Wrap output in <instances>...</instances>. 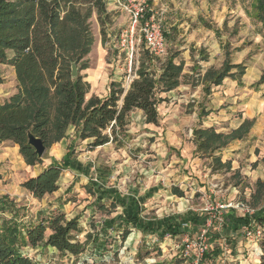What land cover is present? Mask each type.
Instances as JSON below:
<instances>
[{
    "label": "trees",
    "instance_id": "obj_1",
    "mask_svg": "<svg viewBox=\"0 0 264 264\" xmlns=\"http://www.w3.org/2000/svg\"><path fill=\"white\" fill-rule=\"evenodd\" d=\"M247 12L261 24L264 36V0H249ZM93 15L105 41L112 15L107 0H0V63L13 66L17 82L16 91L0 102V146L6 141L17 144L28 165L42 162L28 143V131L39 137L47 150L73 126L78 138L89 140V148H94L117 140L127 127L130 112L135 109L143 111L147 123L158 124L160 98L157 93L179 84L182 63L174 61L176 53L168 55L158 71L154 67L156 57L145 50L136 68V77L127 88H123L120 81H110L106 97L87 98L90 85L80 71L88 68L87 55L94 42ZM163 33L168 36L167 32ZM227 47L220 68H208L203 75L202 80L209 82L207 89L211 84H220L226 76L235 77L244 71L245 66L230 62ZM72 62L78 69L76 76L71 75ZM234 67L237 70L233 73ZM260 84L264 85V69L251 86ZM253 123L254 119H244L228 133L217 132L212 126L195 127L192 130L195 150L202 156H211L216 167L229 169L230 162L222 161L221 156L214 153L231 140L243 137ZM61 172L60 165L52 164L27 177L21 185L40 199L58 189ZM250 203L254 210L243 215V223L253 222L264 228V179H256ZM5 208L11 214L9 217L0 214V264H36L21 246H49L78 255L84 251L91 235L87 233L84 242L76 238L81 231L78 217L67 218L58 212L47 221L21 225L20 209L3 196L0 211ZM127 234L126 229L122 237ZM260 244L261 264H264V237Z\"/></svg>",
    "mask_w": 264,
    "mask_h": 264
},
{
    "label": "rangeland",
    "instance_id": "obj_2",
    "mask_svg": "<svg viewBox=\"0 0 264 264\" xmlns=\"http://www.w3.org/2000/svg\"><path fill=\"white\" fill-rule=\"evenodd\" d=\"M140 0H107V6L112 11L111 23L106 29L105 41H102L100 34V26L97 22L96 16L91 18V30L94 36V42L91 51L87 55L88 68L82 69V74L97 73L98 77L104 78L108 86L110 81H120L123 88H127L126 75L128 73V67L130 63V45L121 44V33H125L127 28L131 25V14L125 8V6L131 5V3L137 4ZM148 8L154 13L155 19L160 23L162 30L169 32L171 29L169 26V20L171 22L174 19H179V16H172L170 13L176 11V9L169 10L167 8L166 0H145ZM183 2V10L181 13H189V16L185 17V21L182 26H179V34L176 39L165 36L166 43V55L162 58L154 59V67L159 71L161 63L171 53H176V62H182L184 69L181 77V82L187 84L190 90H201L202 87L199 80L201 78L200 73L202 69L200 65L196 63V59L201 56L206 57V50L203 47L189 48L185 50L179 46L186 43V38L191 39L194 36L193 28H195V21L190 22L191 15H194V11L200 8V0H181ZM211 9H207L209 15H215V10L221 12V14L215 15L218 21L226 20L227 25L222 26V40H228V49L232 51V60L234 58L241 57L243 52L249 49L246 53L249 58L250 55H255L259 52L260 45L264 43L261 39V43H254V40L260 39L254 22L248 17L249 13L246 11V0H208ZM208 2V3H209ZM226 7L231 9V12H226ZM248 8V7H247ZM192 14L191 13V11ZM177 11H180L177 9ZM190 11V12H189ZM227 13V14H226ZM216 26L213 18L209 17ZM178 22V21H177ZM189 24L188 30L184 31V27ZM234 28V32L232 29ZM133 37V56L131 58V69L134 70L139 65V61L145 51L143 40H138V33L134 31ZM183 33V35H181ZM213 37L211 33L208 35L195 34V38ZM185 39V40H182ZM183 52V54H182ZM11 56V52H8ZM190 57V58H189ZM246 59V58H245ZM219 61L213 60L210 68L217 69L219 67ZM132 72V71H131ZM0 75L2 77V83H0V95L9 96L16 91V77L14 68L8 63H0ZM247 78V75L241 78ZM228 80V79H226ZM255 81V80H254ZM253 81V82H254ZM206 82V81H205ZM208 83L206 82L205 85ZM231 85V84H230ZM229 86V85H228ZM238 90H244L249 93L243 94L247 100L252 97L258 99L261 98L259 92L253 93L254 88L248 87L243 89L240 85L235 86ZM204 90V89H203ZM205 93L209 91L204 90ZM237 94L236 92H234ZM157 97L160 98L159 103L167 101L168 98H162L160 92L157 93ZM173 100V99H169ZM246 100V101H247ZM230 103V102H229ZM194 103L191 102V98L184 104L187 108ZM228 104V103H227ZM231 104V103H230ZM240 105V104H239ZM241 106H243L241 104ZM256 108V121L255 127L251 129L253 132L252 138L248 141H240V147L235 150H224L222 155V161H230L231 167L226 169L225 167L219 168L213 165L211 158L202 156L200 154H194L198 156L199 167L198 170L190 169L187 166L181 168L174 166V164L168 165L169 161L167 157L162 156V147H159V140L156 136H146L140 131L145 128H136L129 133L127 138L128 150L127 154L130 157L132 164L126 165L128 162H124L123 165L128 167L127 178L123 181H117L116 185L131 186L136 185L143 191L147 187L159 185V191L153 198L152 209L148 210V216H164L170 212L176 214H182L185 211H192L197 213H203L206 217L205 225L199 226L198 234L186 232V235H167L162 239L160 235H144L139 234L137 230L126 235L125 238L121 235L120 229H109L110 234L100 235V225L105 215L114 213V209L103 208L100 203L93 202V197H89L88 190L84 191L85 196L78 197V193H74L69 196L74 200H86L84 207L81 208L77 215L79 217V227L81 232L76 235V238L81 242H84L88 235L91 234L87 240L85 249L78 255L68 254L67 252L61 253L48 248L49 246H38L36 248L29 249L28 246H21L26 255H29L36 264H194L192 258H186L183 256L182 249L187 243L195 241L199 235L205 231L204 238L207 244H209L208 251L202 256L199 263L195 264H261L257 259L256 254L253 251V237L256 235L252 231V226L242 225L239 229V234L228 232L229 222L231 217L244 218L248 213L244 211V208L254 210L250 203V194L254 190V183L256 179H264V110H257ZM218 111V110H217ZM216 111V112H217ZM188 109L185 113H188ZM255 120V119H254ZM142 120L137 115L132 114V123L137 126ZM131 123V124H132ZM216 126V125H215ZM229 123H222L221 127L228 128ZM218 127V126H216ZM161 132V129H159ZM183 132H186L188 136H192V132L185 128ZM251 132V133H252ZM163 136V135H158ZM157 136V137H158ZM170 137V133H168ZM87 144H77L73 150V154L79 155L86 153L88 150ZM51 147V146H50ZM44 153V157L49 158V149ZM90 149V148H89ZM167 149H165L166 151ZM133 153H131V152ZM90 154L89 152L86 153ZM263 155V156H262ZM88 156V155H87ZM82 157V156H81ZM105 156L101 152H94L90 154L86 160L90 163V175L99 178L96 174V167L98 163L105 165L109 159H105ZM257 157L256 162L252 159ZM178 158V156H176ZM114 161V160H113ZM121 161L117 159L116 162ZM65 166V165H64ZM213 167V168H212ZM69 168L65 166V169ZM234 173H236L234 175ZM185 176V179H180ZM89 178V176H88ZM100 182V181H99ZM0 183H5L1 181ZM185 189V192H184ZM172 190L173 196H170ZM83 191V190H82ZM180 193V194H179ZM182 193V194H181ZM169 195V197H167ZM180 195L183 199H178ZM23 200L27 203L22 206L24 210L27 209V213L35 214L31 212L32 208L37 206V203L31 198L23 197ZM31 200V202H30ZM186 200V201H185ZM183 201L184 205L180 204ZM230 204V205H228ZM238 204V206H236ZM243 205V206H240ZM179 206V207H178ZM223 206V207H221ZM252 206V207H251ZM20 209V214L23 211ZM233 211L234 214H231ZM146 213V212H145ZM230 213V214H229ZM30 217V216H29ZM33 217V216H32ZM49 220V219H48ZM257 227V224H251ZM203 228V229H202ZM250 228V237L246 236V229ZM49 230L46 231L48 233ZM136 233L137 235H134ZM185 234V232H184ZM232 234V235H231ZM107 235V236H106ZM264 237V230L261 238ZM245 242L247 243L245 245ZM193 247L190 249L193 252ZM29 251V252H28Z\"/></svg>",
    "mask_w": 264,
    "mask_h": 264
},
{
    "label": "crops",
    "instance_id": "obj_3",
    "mask_svg": "<svg viewBox=\"0 0 264 264\" xmlns=\"http://www.w3.org/2000/svg\"><path fill=\"white\" fill-rule=\"evenodd\" d=\"M166 1V7L169 8V10L176 9V11H172L170 14L174 17L179 16V19L175 18L173 22L169 20L171 29L167 33V37L171 38L172 36L173 39H176L179 31H182V29H179V26H182V24L186 22L185 17L189 16V13H181L183 10V2L181 0ZM208 2V0H200V8L194 11V15L190 17V22L193 20L195 21V28L192 27L194 36H192L191 39L186 38V43L184 42L179 46L188 51L189 48H195L197 46L203 47V49L207 51V56L205 58L202 59L200 57L196 59V63L199 64L202 69V73H200L202 75L199 80L202 86L200 88L201 90H190L187 84L181 82L180 79L183 74L184 66L182 62H176L174 58L176 63H182L181 76L179 78V84L175 88L166 92H160V96H163L162 98L168 99L157 105L158 124L147 123L143 111L135 109L130 112L127 127L122 134L118 135L117 140L108 141L103 145L90 149L88 146L89 140H80L75 128L71 126L68 128L63 138L51 145L49 149L50 157H42V162L35 165H28L24 161L22 155L19 153L17 144L6 141L0 146V180L5 181V183H0V198L4 196L13 207L15 206L21 210H24L22 206L27 204L23 200V197L31 198L33 200L32 202L35 201L37 203V206L31 210V212H35L34 215L33 213L29 215L27 209L23 211V216L20 218L21 225H27L37 221H47L58 212L64 213L67 218L78 217V211L84 207L87 201L80 199L74 200L69 196L71 194L74 196V193H78V197H82L85 196L84 191L88 190L89 197H93V202H101L100 205L104 204L103 208L107 207L108 209L112 208L115 210L114 213L112 212L110 215H105L102 219L100 235L106 233L107 235L110 234L108 232L109 229L120 228L123 231L127 229L128 234L131 233L133 229L132 232L137 230L139 234L160 235L159 237L161 239L162 237L166 238L167 235H186V232L188 234H198L199 226L203 227V225H205L206 217L203 213L185 211L182 214L170 212L161 217L146 215L148 214V210L153 208L149 206V204L152 203L151 200H153L157 194L156 192L159 191V185L150 186L141 191L138 190L140 188L135 187L136 185L134 184L131 186L122 185L121 187L120 185H116V182H124L127 178L128 167L125 166L132 164V161L129 162L130 157L126 152L129 147L127 138L129 137V133H131L132 130H136L137 127L145 128L140 132L146 136L151 134L156 136V139L159 140V147L163 146L161 155L167 157L166 159L169 161L168 165L174 164V166H176L179 161L180 164L177 165L178 167L187 166L193 170L199 169L197 166L200 158H198L199 155L194 156V154L197 155L199 153L195 150L196 146L193 142V136H188L186 132H183V134L181 133L185 128L190 131V134L193 128L198 126H212L217 132L228 133L232 129L237 128L244 119H255L249 131L244 134L243 137L231 140L221 151L214 153V155H220L221 160V154H223L224 150H235L240 147V141H248L252 138L253 132L251 129L255 127L257 116L256 108L258 107L259 110H264V96L262 95L264 85L260 84L257 87L251 86L259 79L264 69V43L260 45L259 52L253 56L250 55L249 58L246 57V53L249 51V49H247L243 52L241 57L232 60V51L228 49L230 52V62L232 64H241L245 66L243 73L241 75L237 74L235 77L226 76L220 84H211L207 89L206 86L209 82L206 81L208 84L205 85L206 82L202 80L203 75L205 71L210 68L209 66L214 59L219 61L220 66L222 65L226 57V46L229 44L228 40H222L223 35L221 33V23L225 26L227 25V21L223 19L218 21L215 19V15L221 14V12L219 13L217 10L214 12L215 15H209L207 9H211L212 6L210 2ZM246 2L247 5L245 7L247 11L249 0H246ZM228 8L229 7H226L227 13L231 12V9ZM177 9L180 11H177ZM192 12L193 11H191L190 14H192ZM209 17L213 18L214 22H216V26L208 19ZM248 17L254 22L256 33L260 36V39L254 40V43H261V39L264 40L261 24L250 16ZM188 27L189 24L183 28L184 31H186V29L188 30ZM232 31L234 32V28ZM204 33L207 35L211 33L213 37H210L208 40L200 36L195 38V34L197 36L203 35ZM181 35H183V33ZM220 66L218 68H220ZM236 70L237 68L234 67L231 69V72L234 73ZM84 75L85 80H87L90 85L86 94L87 98L92 95L99 97H106L108 95L109 85H106L107 81L104 78L98 77L96 72L88 73V76H86L85 73ZM244 75H247L246 79L244 77L241 78ZM237 85L247 90L249 89L248 87L254 88L253 93L256 94V92H259L261 98L252 97L247 100L246 97H243V94L248 95L249 93L244 92V90L237 91L235 87ZM203 89L209 92L205 93ZM248 92L251 91L248 90ZM7 97L6 95H0V102ZM170 98L173 100H169ZM189 98H191V102L194 104L187 108L184 104L187 103ZM241 104L243 106H241ZM186 109H188V113H185ZM132 114L137 115V117L142 120L137 126L132 123ZM222 123H229L230 126L228 128L221 127ZM159 129H161V132ZM168 133H170V137ZM159 134L163 136L159 137ZM77 144H87L88 150L86 153L89 152L90 154H94V152H101L105 156V159L110 160L105 165H100L98 163L95 169L100 182L98 179L94 181L89 173L91 168L86 158H88L90 154H87L88 156L85 152L76 156L73 154V150ZM165 149L167 150L165 151ZM176 156H178V158H176ZM207 157L212 159L211 156ZM117 159L121 161L116 162ZM252 160L256 162L257 157H254ZM124 162L128 163L123 165ZM52 164H58L62 167V172L58 179V189L50 194H46L40 199L33 197V195L21 185L22 182L27 177L38 174L43 168ZM64 165L69 168L65 169ZM183 179H185V176L180 180L183 181ZM170 193V196L174 195L172 190ZM167 197H169V195H167ZM178 199H183V197L180 195ZM180 204L184 205L183 201H180ZM0 214L9 217L11 213L5 208L3 212L0 211ZM231 214H234L233 211ZM251 224L254 223L251 222L246 226L253 227L254 225ZM242 225L244 224L241 218H234L232 216L229 225H227V227L229 226L228 232L239 234L240 230L237 228H240ZM123 231H121V235ZM134 235L137 234L134 233ZM246 244L245 242V245ZM48 248L58 251L53 247Z\"/></svg>",
    "mask_w": 264,
    "mask_h": 264
},
{
    "label": "built area",
    "instance_id": "obj_4",
    "mask_svg": "<svg viewBox=\"0 0 264 264\" xmlns=\"http://www.w3.org/2000/svg\"><path fill=\"white\" fill-rule=\"evenodd\" d=\"M134 1V0H132ZM125 8L130 12L131 14V25L129 28L124 31L125 33H121V44L122 45H130V63L128 67V73L126 75V84L127 87L129 86V83L136 77V69H131V58L133 56V37H134V31H137L138 33V40H143L144 48L148 51V53L154 57L162 58L166 55V43H165V36L162 30V27L160 23L155 19L154 13L148 8L145 0H140L135 3H131L130 7L125 6ZM149 13V16L146 17V14ZM132 71V72H131ZM94 181H97V177L94 176L92 178ZM230 205V204H228ZM238 206V204L236 205ZM243 206V205H240ZM223 207V206H221ZM244 211L248 214H251L253 212L252 209H249L248 207L244 208ZM256 235L253 237L254 239H251V230L250 228L246 229V236L250 237L249 241L253 243V251L257 256V259L260 261V257L262 255V249H261V240L260 236L263 233L264 228L260 226H253L252 231L255 232ZM205 231L199 235V237L195 241H191L190 243H187L185 247L182 249L183 256L186 258H192V261L194 264L199 263L202 256L205 254V252L208 251L209 244L206 243L204 234ZM193 249V252L190 250ZM32 247H29L31 249ZM29 252V251H28ZM26 254V253H25ZM70 254V253H68ZM29 256V255H27Z\"/></svg>",
    "mask_w": 264,
    "mask_h": 264
},
{
    "label": "water",
    "instance_id": "obj_5",
    "mask_svg": "<svg viewBox=\"0 0 264 264\" xmlns=\"http://www.w3.org/2000/svg\"><path fill=\"white\" fill-rule=\"evenodd\" d=\"M78 69L75 62L71 63V75L76 76ZM28 143L34 147L35 153L38 158H42L46 152V146L43 144L42 140L39 137L34 136L30 131L27 133Z\"/></svg>",
    "mask_w": 264,
    "mask_h": 264
}]
</instances>
